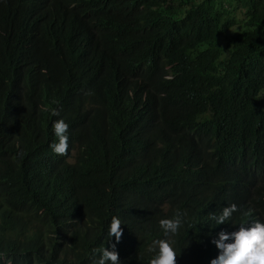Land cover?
Instances as JSON below:
<instances>
[{
	"label": "trees",
	"instance_id": "trees-1",
	"mask_svg": "<svg viewBox=\"0 0 264 264\" xmlns=\"http://www.w3.org/2000/svg\"><path fill=\"white\" fill-rule=\"evenodd\" d=\"M256 220L264 0H0V264H97L110 244L148 264L157 239L209 264L216 233Z\"/></svg>",
	"mask_w": 264,
	"mask_h": 264
},
{
	"label": "clouds",
	"instance_id": "clouds-1",
	"mask_svg": "<svg viewBox=\"0 0 264 264\" xmlns=\"http://www.w3.org/2000/svg\"><path fill=\"white\" fill-rule=\"evenodd\" d=\"M53 114L57 113L53 112ZM149 114L153 116L154 113L150 110ZM67 129L68 124L62 118L52 122V132L57 137L56 142L50 144L53 152L63 154L67 150ZM236 211L237 205L233 203L224 206L220 213L213 214L211 219L219 225L228 221ZM182 216L180 211H176L171 217L159 219L158 224L165 237L177 233L183 223ZM121 232L118 218L113 217L109 225V236L114 235L118 241ZM211 243L218 249V254L210 260L209 264H264V222L259 220L248 224L241 223L232 231L221 229L212 238ZM148 251L154 252L148 264H175L177 253L169 239L152 241ZM97 264H120L115 244H110L100 250Z\"/></svg>",
	"mask_w": 264,
	"mask_h": 264
},
{
	"label": "rangeland",
	"instance_id": "rangeland-1",
	"mask_svg": "<svg viewBox=\"0 0 264 264\" xmlns=\"http://www.w3.org/2000/svg\"><path fill=\"white\" fill-rule=\"evenodd\" d=\"M239 31H241V27H236L234 30H232V31L228 34V36H231L232 34H234V33H236V32H239Z\"/></svg>",
	"mask_w": 264,
	"mask_h": 264
},
{
	"label": "bare ground",
	"instance_id": "bare-ground-1",
	"mask_svg": "<svg viewBox=\"0 0 264 264\" xmlns=\"http://www.w3.org/2000/svg\"><path fill=\"white\" fill-rule=\"evenodd\" d=\"M236 12V11H235Z\"/></svg>",
	"mask_w": 264,
	"mask_h": 264
}]
</instances>
